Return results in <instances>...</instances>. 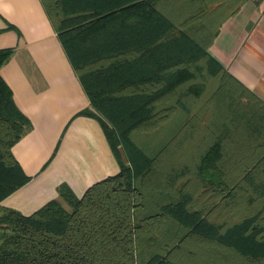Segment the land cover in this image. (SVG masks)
Returning <instances> with one entry per match:
<instances>
[{
  "label": "trees",
  "instance_id": "trees-1",
  "mask_svg": "<svg viewBox=\"0 0 264 264\" xmlns=\"http://www.w3.org/2000/svg\"><path fill=\"white\" fill-rule=\"evenodd\" d=\"M40 2L120 169L80 197L61 185L30 214L1 208L0 264H177L183 246L264 264V101L208 52L241 0ZM11 54L0 49V68ZM179 111L155 152L130 139ZM195 127L200 150L158 171ZM29 128L0 75V202L30 180L12 152Z\"/></svg>",
  "mask_w": 264,
  "mask_h": 264
},
{
  "label": "crops",
  "instance_id": "crops-1",
  "mask_svg": "<svg viewBox=\"0 0 264 264\" xmlns=\"http://www.w3.org/2000/svg\"><path fill=\"white\" fill-rule=\"evenodd\" d=\"M8 48L0 75L30 121L12 152L30 180L0 208L30 214L57 199L61 185L80 197L120 164L40 0H0V49ZM208 52L264 101V0H241Z\"/></svg>",
  "mask_w": 264,
  "mask_h": 264
},
{
  "label": "rangeland",
  "instance_id": "rangeland-1",
  "mask_svg": "<svg viewBox=\"0 0 264 264\" xmlns=\"http://www.w3.org/2000/svg\"><path fill=\"white\" fill-rule=\"evenodd\" d=\"M167 103H172V102H166ZM195 106H200L203 107L204 105L202 103H200L199 101L195 103ZM180 114V115H179ZM174 115V114H173ZM172 115V116H173ZM177 116L175 117V119H171L170 122L168 123V119L166 123H162L161 124H155V125H150V126H146V127H141L138 129H135L134 131H132L130 133V139L136 144L137 147L141 148L142 150L146 151V152H155L156 147L159 145V143L161 141H163L165 139V137H167L168 135L171 134V128L174 126V128L176 127L175 124H172V121H180V117L183 115V111H179L176 114ZM175 116V115H174ZM172 118V117H171ZM161 125V126H159ZM198 127V126H197ZM198 129L195 127V131L192 132L189 136L185 139L184 142V147L181 148V150L179 149V151L181 152L180 154H174L172 153V157L167 155L164 157V164L162 166H158L157 169H159L158 171L160 172H164L167 168H168V158L170 159H176V158H189L191 156H193L197 151L200 150V141L198 140L199 136H198ZM185 130H183L184 132ZM185 134V133H184ZM184 134H180V136H186ZM115 150L118 153V155L120 156V158L122 159V162L124 164H127V158H126V149L123 145V143H121V141L116 140L115 143ZM171 161V160H170ZM156 199V195L153 193L149 192V197L148 200H155ZM62 205L67 207V203L64 200H60ZM4 210H2L0 208V213H3ZM187 245V244H185ZM187 246H183V248H181L180 250H174L171 257L175 260V262L177 264H260V263H256V262H247V260H243L238 254L233 253L231 251H225V253H223V250L220 248H217V250H215L212 247L209 248H198V250L196 251L195 254H189L187 252Z\"/></svg>",
  "mask_w": 264,
  "mask_h": 264
}]
</instances>
